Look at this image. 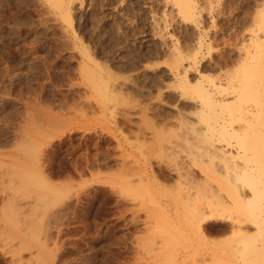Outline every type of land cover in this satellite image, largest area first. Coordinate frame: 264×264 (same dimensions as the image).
I'll return each instance as SVG.
<instances>
[{"label":"rangeland","instance_id":"374dc122","mask_svg":"<svg viewBox=\"0 0 264 264\" xmlns=\"http://www.w3.org/2000/svg\"><path fill=\"white\" fill-rule=\"evenodd\" d=\"M57 1L0 0V264H172V218H155L143 172L172 186L165 169L184 147L175 133L194 121L173 79L176 55L200 38L202 75L237 71L247 45L264 53V0H195L190 19L174 0ZM256 60L251 75L264 93ZM215 232L205 245L188 233L177 264L228 258L215 245L227 235Z\"/></svg>","mask_w":264,"mask_h":264},{"label":"bare ground","instance_id":"6f19581e","mask_svg":"<svg viewBox=\"0 0 264 264\" xmlns=\"http://www.w3.org/2000/svg\"><path fill=\"white\" fill-rule=\"evenodd\" d=\"M174 1L179 6L182 15L185 18L190 19L194 16L192 12L195 10V0ZM56 2L58 1L56 0ZM61 3L60 0V4ZM56 5L58 6V3H56ZM261 21H264V14L261 16ZM195 44V48H193L194 50L192 52H183L184 56H180V53L176 55L177 57L175 56L177 60L179 59V61H176L177 63L179 62L178 67L181 69H175L172 74L173 79L176 80V82L174 81L176 83L175 86L180 90L181 97L185 98V100L187 99V102L192 101L190 109L192 108L193 111H189H191L190 117L192 115L194 121L187 122L184 120V122L182 121L183 123L180 122V130L182 132L180 131L179 136V132L175 133L179 139L183 140L184 145H182L184 147L182 150L179 149V151H177L178 148L176 149L175 147L177 152L173 153L174 151H172L173 155L172 157L170 156L172 158L170 161L171 163L168 161V166H166L167 168L165 169L169 171L170 176L173 175L176 177V180H173L174 182H172V186L167 187L158 183L155 180V175L151 173V170L147 171V173L145 171V173L143 172L147 184L149 185V183H151L150 185L155 188L154 193H152L150 197L152 200L155 199V196L158 199V202H155L154 204L155 209L151 208V210L154 209V212L150 211L155 214V218L157 217L159 221L161 218H172L170 219V224L172 220V226H170V224L167 226V228L171 227L172 233L169 234L168 239L166 238V246L168 247L166 250H169V258L172 264H177V258L180 253L182 251L185 252V250L190 248L188 245H191L190 241H192V236H197L198 240H201L202 244L205 245L208 242L206 238L207 233L212 234L213 231H216L215 234L217 233L218 235H225L226 233V239H223V241L220 240V242H215V245L219 243V248L223 246L221 249H223V251L226 249V251H224L227 252L225 255H227V257L229 256L230 259L229 257H223L224 259H228L226 262V260L222 259V261L220 259L222 256L219 258L213 257V260L210 261L211 264H219L221 262L222 264H264V178H261L264 176V157L261 156L262 153L258 150L261 149L260 144H264L261 143L264 142V95H262L264 93H262V91L259 92L258 88H260V85L257 86L254 82L253 79L256 78L252 77L250 66L254 61H257L256 59L259 57L264 58V56H262L264 53L260 54L257 49H255L257 52H255L254 49L251 48V45L253 44L249 47V49H252L251 51L247 49L249 45L246 46L247 50L242 46V51L243 49L245 50L243 54L244 57L243 60H241V66L238 69L236 68L237 71H228L229 73L223 72V74L220 71L221 74L216 77H208L207 75L206 77L200 73L201 70L199 72L197 69V65L200 64L198 63L197 55H199L203 43L201 39L198 38ZM253 46L256 48V44ZM226 63L225 60L222 61V64L220 62V64L223 65L222 68L227 65ZM220 66L217 67L218 72V68H221ZM258 71L261 70L259 69ZM85 73L87 74V72ZM191 73H194V79L190 77ZM93 77L91 79H93ZM260 80H262V78ZM180 111V113L178 112L179 116L182 114V110ZM58 120L59 119H57V121ZM152 131L154 132L153 129ZM168 141L170 140L168 139ZM240 163H242V166ZM208 166H210L211 169ZM260 166H262V171L257 170ZM193 168H197L198 172H194ZM163 172L164 171L161 173ZM199 175H202L203 179H199ZM21 180L23 181L24 179ZM28 181H23L21 184L25 186V183ZM37 181H39V179ZM38 183L40 184V181ZM46 186L47 185H45V187ZM54 189L49 187V190L51 191L49 193L50 195L54 196L57 191ZM128 191L130 192V190ZM164 196H169L171 200H169V204L168 202L166 203L167 206H164L165 204L162 206V203L160 204L159 202ZM40 198L43 199L41 196ZM153 203L154 202H152V204ZM42 211L44 213V210H41V212ZM151 212L150 214L152 215ZM179 213H181V215H179V220H175L174 217L171 216L174 214L176 215L175 217H177V214ZM164 221L165 219L163 222ZM166 223L168 225V221ZM207 225L210 226V231L212 233L206 228ZM227 228L228 230L226 231ZM184 233L186 236L182 237L185 235ZM188 233H191L192 236L190 237L191 234L189 235ZM186 237L187 239H185ZM198 244L200 243H197V245ZM195 253L196 252H194L193 255H195ZM181 255L183 254L181 253ZM193 255L189 256L193 257ZM190 261H192V259H190ZM205 263L207 264L208 262H205L204 260V264Z\"/></svg>","mask_w":264,"mask_h":264}]
</instances>
